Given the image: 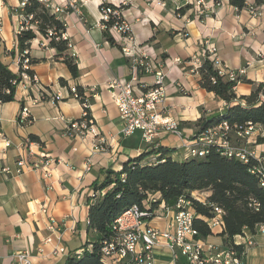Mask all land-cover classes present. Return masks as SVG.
<instances>
[{
  "label": "crops",
  "instance_id": "obj_1",
  "mask_svg": "<svg viewBox=\"0 0 264 264\" xmlns=\"http://www.w3.org/2000/svg\"><path fill=\"white\" fill-rule=\"evenodd\" d=\"M67 1L51 3L64 9L56 14L66 24L65 35L71 54L77 59L79 76H72L66 64L56 59L57 50L49 46L50 40L38 34L28 50L29 56L37 60L30 69L38 80L23 78L16 100L0 103V264H14L19 251H29L34 264H64L69 253L80 251L87 240L94 238L88 236L86 200L94 194L93 182L103 180V170H119L129 158L155 144L174 148L170 154L173 159H185L186 144L194 140L196 127L184 123L227 109L224 100L200 86V74L192 66V58L205 45L216 47L226 67L236 71L245 68L246 72L240 75L243 78L264 83V5L255 6L254 0H248V5L258 9L259 16H252L248 8L236 11L224 2L203 19L195 10L178 14L173 5L163 7L150 0H76L75 8L67 7ZM102 2H125L122 12L132 27L135 44L148 49L166 75L162 107L171 109L183 137L160 133L155 143L148 145L141 131L123 135L125 121L113 102L108 83L111 78H129L130 59L122 52L123 37L112 35L117 43L113 45L98 26ZM18 5L19 0H0V58L15 72L19 71L17 35L24 27ZM155 79L149 74L141 77L148 85H153ZM69 86H81L85 91L89 114L100 131L98 137L68 135L66 120H80L84 112L79 100L68 97L65 88ZM252 89V84L240 82L236 93L249 95ZM59 91L66 98L52 101ZM22 105L30 109L31 123H18ZM31 135L39 140H31ZM256 147L264 152V144ZM20 158L50 161L51 176L46 178L41 170L33 169L18 174ZM148 161L156 159L151 156ZM156 196L160 198L159 194ZM173 213L172 207L161 203L150 224L165 229ZM59 234L68 251L66 255L53 253ZM244 235L242 242H253L245 245L244 264H264V232L257 227L254 233L246 231ZM48 238L52 241L46 242ZM225 238L215 229L207 239L225 246ZM154 255L156 264H169L172 260L167 248L156 249Z\"/></svg>",
  "mask_w": 264,
  "mask_h": 264
},
{
  "label": "trees",
  "instance_id": "obj_2",
  "mask_svg": "<svg viewBox=\"0 0 264 264\" xmlns=\"http://www.w3.org/2000/svg\"><path fill=\"white\" fill-rule=\"evenodd\" d=\"M229 2L239 11L253 7L248 5V0ZM105 5L113 6L112 3L102 2L100 7ZM254 5L262 6L264 0H254ZM124 7L126 5L122 6V9ZM185 11L186 9H181L179 12ZM18 12L24 18L23 26H28L29 23L34 25L35 29L25 27L17 35L18 72L13 71L10 64L0 58V103L16 100L23 72L34 74L30 68L23 69L22 53L30 49L32 41L38 34L49 38V46L57 50L56 59H61L66 64L74 78L79 76L77 59L70 52L69 39L63 38L66 32L65 22L43 0H29L23 9H18ZM104 37L111 44H117L108 30H104ZM28 57L30 65L37 62L29 54ZM198 72L200 86L224 100L227 109L212 117H202L195 122L184 123L196 127L194 139L222 122L230 125V137L233 141H239L238 131L249 123L264 128L263 82L256 83L240 75L231 80L221 75L208 57L203 59ZM240 82L253 85L249 95H237L236 87ZM61 83L66 84L63 79ZM77 88L82 102L87 98L85 91L81 86ZM30 139L39 140L36 135H31ZM257 144H264V137L260 136ZM174 152V148L155 144L153 148L139 156L129 158L121 169L103 170V180L93 182L94 194L86 200L88 236L94 238L87 240L80 251L69 253L64 264H107L101 254L102 241L115 235L113 223L133 205L155 211L161 203L166 207H174L179 199H190L196 212L194 227L204 238L212 234L206 219L215 215V206L220 207L224 211L223 234L226 236L227 244H234L236 236L244 235L246 231L254 233L259 225L264 224V188L260 185V178L251 172L257 163L255 158L252 157L245 162L234 156L225 155L219 146L214 144L207 147V153L203 157H189L179 161L170 156ZM151 156L156 161H148ZM194 192H206L204 201L195 198ZM156 194H159L160 198ZM235 247L240 252L243 251L242 246ZM177 264H186L185 259L181 257Z\"/></svg>",
  "mask_w": 264,
  "mask_h": 264
},
{
  "label": "built area",
  "instance_id": "obj_3",
  "mask_svg": "<svg viewBox=\"0 0 264 264\" xmlns=\"http://www.w3.org/2000/svg\"><path fill=\"white\" fill-rule=\"evenodd\" d=\"M43 1L55 13L64 11L63 8L53 5L51 0ZM150 1L163 7L171 4L178 14L181 9L189 7V10H195L200 19L207 17L208 11L214 10L222 3L230 4L229 0ZM28 3L29 0H19L18 9H23ZM76 4V0H68L66 6L75 8ZM112 4L114 7L109 5L100 7L101 17L98 26L103 30H108L111 35L115 34L123 37L122 52L130 59L129 78H111L108 83L113 102L119 111L120 117L125 121L123 135L130 136L136 131H141L142 137L148 145L154 144L160 133H172L183 137L180 123L172 116L171 109L167 110L162 107V103L166 98V75L160 66V62L150 54L148 49H143L135 44L132 37V27L126 21L122 12L121 5L125 2ZM232 7L234 10L239 11L236 6ZM248 11L253 16L261 15V12L253 7H249ZM21 18L24 20L22 15ZM27 25L25 27L34 28L32 24L27 23ZM25 27H22L21 30ZM1 30L2 27L0 26ZM50 35H52V32H50ZM63 38L67 39L65 34H63ZM28 54V50L22 53V56H24L22 65L25 70L31 66ZM205 57H208L214 63L221 75H225L231 80H235L238 75L246 72L245 69L236 71L226 67L218 56L216 47L210 44L205 45L202 52L192 58L194 70L200 68ZM176 62H180V59H176ZM147 74L156 77L153 85H148L141 80V77ZM22 75L27 80H38L36 74L31 75L23 72ZM65 89L68 91V97L81 101L77 86H69ZM65 98L66 95L59 91L52 96L51 100L58 102ZM81 103L84 106L83 117L80 120H66L67 133L70 137H86L88 135L98 137L100 131L95 119L88 112V99L85 98ZM61 118L65 119L64 117ZM31 122L30 109L23 106L18 115V123L24 125ZM230 134L231 127L227 122H222L218 126L210 128L198 138L186 144L187 153L185 158L205 156L207 147L212 144L219 146L225 155L234 156L245 162L253 157L257 160V163L251 169V172L260 178V185L264 188V152H259L256 147L258 138L260 136L264 137V128L252 123L244 128L241 127L238 131L239 141H233ZM9 145L10 142H7V146ZM90 163L91 160L89 159L88 166ZM50 164V161L44 159L20 158L17 160L16 172L21 174L28 169L41 170L44 177L47 178L51 176ZM4 170L6 173L8 172L7 169ZM197 193L194 192L193 196L204 201V197L198 196ZM172 209L174 210L173 217L165 229L150 224V221L157 216V210H144L139 205H133L122 213L113 223L115 235L102 241L101 254L105 262L108 264H156L154 251L159 248H167L172 253V260L169 264H177L181 257L186 259L187 264H244L245 245L253 244L251 239L242 242L241 239L246 238L245 235H238L234 239V244L226 243L225 246H222L212 243L207 238L202 237L194 227L196 212L190 199H179ZM214 210L215 215L206 219L211 232L217 229L224 233V211L217 206L214 207ZM42 211L47 213V208L43 207ZM258 228L261 232H264V224L259 225ZM51 229L55 230V227ZM56 231L59 230L56 228ZM51 241L52 238L46 240V242ZM57 241L59 243L55 246L53 253L55 255L68 254L66 247L61 244V234L58 235ZM235 246H242L243 251L240 252ZM14 264H34L31 253L29 251L17 252Z\"/></svg>",
  "mask_w": 264,
  "mask_h": 264
},
{
  "label": "rangeland",
  "instance_id": "obj_4",
  "mask_svg": "<svg viewBox=\"0 0 264 264\" xmlns=\"http://www.w3.org/2000/svg\"><path fill=\"white\" fill-rule=\"evenodd\" d=\"M125 4H123V5H121V7L122 6H124ZM183 9H186V11L187 10H189V7H186V8H183ZM194 10V9H193ZM179 13H181V12H179ZM251 14V13H250ZM252 16H253V14H251ZM243 69H245V68H243ZM198 194V196H200V197H205V195H206V192H200V193H197Z\"/></svg>",
  "mask_w": 264,
  "mask_h": 264
}]
</instances>
